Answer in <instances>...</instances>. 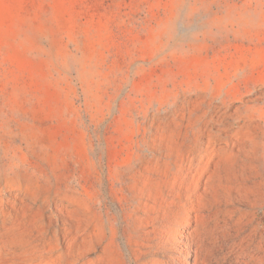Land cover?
I'll return each mask as SVG.
<instances>
[{
  "label": "rangeland",
  "instance_id": "374dc122",
  "mask_svg": "<svg viewBox=\"0 0 264 264\" xmlns=\"http://www.w3.org/2000/svg\"><path fill=\"white\" fill-rule=\"evenodd\" d=\"M0 264H264V0H0Z\"/></svg>",
  "mask_w": 264,
  "mask_h": 264
}]
</instances>
